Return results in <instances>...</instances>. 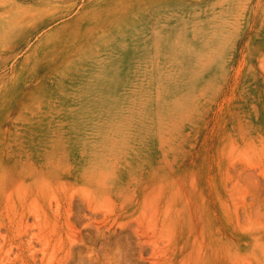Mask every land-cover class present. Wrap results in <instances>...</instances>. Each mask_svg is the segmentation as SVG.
<instances>
[{"label": "rangeland", "instance_id": "1", "mask_svg": "<svg viewBox=\"0 0 264 264\" xmlns=\"http://www.w3.org/2000/svg\"><path fill=\"white\" fill-rule=\"evenodd\" d=\"M147 1L0 0V264H264V0Z\"/></svg>", "mask_w": 264, "mask_h": 264}, {"label": "bare ground", "instance_id": "2", "mask_svg": "<svg viewBox=\"0 0 264 264\" xmlns=\"http://www.w3.org/2000/svg\"><path fill=\"white\" fill-rule=\"evenodd\" d=\"M40 1V0H39ZM43 1V0H42ZM143 1V0H142ZM145 2V1H144ZM107 3V2H106ZM106 3H104L103 4V7H101L100 9H99V11L101 10H104L103 11V16H102V18H104V20H106V21H108V20H113L114 18H113V15H114V13H115V8L116 7H113V8H110V9H106ZM148 6H149V9H151L152 11L151 12H154V13H159V14H164V15H167V14H169L168 12H169V9H175V8H177L176 6H177V4H179V3H174L173 1H167V2H162V1H158V0H155V1H147V3H146ZM164 8V9H163ZM123 9V11H127L128 10V8H122ZM131 9H133L134 10V8L132 7ZM163 9V10H162ZM119 10V12H121V10L120 9H118ZM135 10H137V12H138V17H137V20L134 22V23H138V22H141V21H143L144 19H146V14H145V12L143 11V9H141L140 7H137ZM183 10V9H182ZM129 11H130V9H129ZM179 12V11H178ZM38 13V12H37ZM121 14V13H120ZM83 15V16H82ZM82 15H80V17H84V14H82ZM163 17H165V16H161V18H163ZM170 17H172V16H170ZM13 18V17H12ZM161 18H159L160 20H161ZM166 18V17H165ZM168 18V17H167ZM4 19V18H3ZM26 19H31V15H28V14H25L24 16H23V19L22 20H26ZM51 21V20H50ZM50 21H48V22H50ZM29 22V21H28ZM30 23V22H29ZM47 22H44V19L35 27V29L36 28H38V27H40L41 25L42 26H44V24H46ZM127 23V22H126ZM1 24V23H0ZM25 24V23H24ZM168 24V23H167ZM5 26V25H4ZM7 27V26H6ZM131 28V27H130ZM129 28V29H130ZM6 29V28H5ZM21 30V29H20ZM128 30V29H127ZM6 33H7V31H6ZM6 35V34H5ZM26 36H28V33H26L25 34ZM31 35V34H30ZM103 36V35H102ZM25 40V39H24ZM7 41V40H6ZM1 43V42H0ZM14 43H15V40H14ZM8 45H9V42L7 43ZM11 44H13V43H11ZM14 45V44H13ZM10 46V45H9ZM2 47V46H1ZM6 48H8L7 46H5ZM3 51H5V50H3ZM15 52V51H14ZM8 53V52H7ZM12 53V52H11ZM39 59H40V57H39ZM38 61V60H37ZM39 62H40V60H39ZM79 72V69H74L73 71H67V72H65V73H63V77H68V78H66V79H69V80H71L73 77H74V74H76V73H78ZM105 94V93H104ZM112 95H114V94H110V95H108L109 97H112ZM117 96V95H116ZM119 97H120V95H118ZM92 101V100H91ZM94 105V104H93ZM95 107V106H94ZM93 108V107H92ZM89 110V109H88ZM91 110V109H90ZM124 110V109H123ZM95 112V111H94ZM103 112V111H102ZM104 115V114H103ZM135 115V114H134ZM106 116V115H105ZM85 117H87V116H85ZM84 117V118H85ZM107 117V116H106ZM95 119V118H94ZM100 121V120H99ZM84 122V121H83ZM89 123V122H88ZM86 124V123H85ZM80 126V125H79ZM85 127V126H84ZM84 130V129H83ZM85 131V130H84ZM92 132H94V130L92 131ZM86 134V133H85ZM76 135H78V134H76ZM113 136V135H112ZM94 138V137H93ZM88 143H90V142H88ZM108 145V144H107ZM79 146V145H78ZM49 148V147H48ZM33 157V156H32ZM34 158H35V156H34ZM75 162V161H74ZM120 162V161H119ZM82 163V162H81ZM84 163V162H83ZM118 163V162H117ZM73 168V167H72ZM78 168V167H77ZM37 169V168H36ZM38 170V169H37ZM69 170V169H68ZM70 170H71V168H70ZM102 170V169H101ZM72 171H75V170H72ZM114 171V170H113ZM38 172V171H37ZM62 172H64V171H62ZM69 172H71V171H69ZM97 172V171H96ZM100 173H101V171H99ZM37 174L38 173H36V176H37ZM73 174V173H72ZM99 174V173H98ZM103 175H106V172H105V174H103ZM111 175V174H110ZM15 176H16V174H15ZM31 176V175H30ZM71 176V175H70ZM12 177H14V176H12ZM28 177V176H27ZM31 178V177H30ZM75 178V177H74ZM103 178H104V176H103ZM37 179V178H36ZM76 179V178H75ZM29 180V179H28ZM72 180V179H71ZM103 180L104 179H101V181L103 182ZM13 181H15V180H13ZM25 181V180H24ZM33 182H34V180L31 182V184H33ZM101 182V183H102ZM43 184V183H42ZM52 184V183H51ZM50 184V185H51ZM66 184V183H65ZM104 184V182L102 183V185ZM35 185H36V183H35ZM48 185H49V183L47 184V188H48ZM101 185V184H100ZM45 186V185H44ZM43 186V187H44ZM32 187V186H31ZM34 187V186H33ZM40 188H42V187H40ZM50 188H52V187H50ZM49 188V189H50ZM31 189V188H30ZM45 189H46V186H45ZM48 189V191H50ZM53 189V188H52ZM33 190V189H32ZM35 190V189H34ZM33 190V191H34ZM38 190V189H37ZM36 190V191H37ZM43 190V189H42ZM86 189H84V192H85V194H86V191L88 192V195H89V190L87 189L86 191H85ZM46 191H47V189H46ZM45 191V192H46ZM41 192V191H40ZM43 193H44V190H43ZM47 193V192H46ZM49 193V192H48ZM36 195H37V192H36ZM38 195H40V193H38ZM87 195V194H86ZM39 197V196H38ZM92 215V214H91ZM90 217V216H89Z\"/></svg>", "mask_w": 264, "mask_h": 264}]
</instances>
